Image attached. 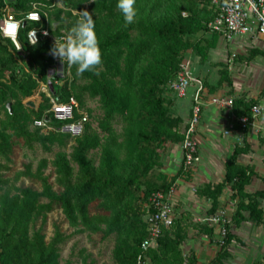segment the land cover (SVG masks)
<instances>
[{"label":"trees","instance_id":"obj_1","mask_svg":"<svg viewBox=\"0 0 264 264\" xmlns=\"http://www.w3.org/2000/svg\"><path fill=\"white\" fill-rule=\"evenodd\" d=\"M33 2L43 3L50 20L57 21L58 29L67 32L79 18L71 10H87L95 19L102 64L98 74L86 71L77 75L76 66H71L69 89L68 82L52 85V91L48 88L41 93L35 109L26 105V100L37 91L34 76L46 78L53 45L47 39L30 45L26 40L30 24L19 30L20 51L13 52L10 42L0 38V185L8 182L2 171L8 169L7 162L19 139L29 149L34 145L44 152L58 149L51 161V173H44L49 164L46 158L39 160L35 171L27 163L19 173L38 180L40 190L20 186L0 194V264H59L60 246L67 237L57 227L49 240L42 232L47 214L55 208L73 226L81 224L101 232L104 238L113 236L112 258L116 264H137L141 242L147 236L144 205L148 196L157 190L167 191L184 175L182 164L170 178L161 171L163 147L168 142H181L185 127L179 116L170 114L165 90H171L167 85L176 79L185 52L193 51L204 63L209 50L217 46L219 34L207 27L216 10L211 0H136L137 16L133 23L125 25L118 0H58L64 8L51 6L52 0H16L10 3L15 17L24 18ZM257 55L264 58V50L249 48L237 57L249 62ZM224 82L232 87L229 72L220 69L218 84ZM47 93L58 101L73 95L79 107L87 111L89 119L79 135L44 132L33 125L49 107ZM95 98L102 111L97 128L104 138L90 123L92 109L86 100ZM10 101L9 110L6 104ZM255 103L256 98L243 95L232 100L234 117L246 116L248 120L245 127L234 125L243 132V145L233 147L222 181L195 189L197 195L210 200L208 213L213 214L228 184L231 197L236 199L232 214L236 223L245 218L255 223L262 220L257 197H264V192L246 191L253 172L248 164L238 162V157L250 149L246 133ZM114 122L121 124L120 141L114 136ZM39 218L40 226L30 231ZM204 231L210 233L212 228ZM185 237L180 220L173 218L156 246L148 249L150 264H183L180 245ZM225 238L227 243L231 235L227 232ZM224 254L221 248L215 258ZM189 260L193 263L192 258ZM81 264L94 262L86 256Z\"/></svg>","mask_w":264,"mask_h":264},{"label":"built area","instance_id":"obj_2","mask_svg":"<svg viewBox=\"0 0 264 264\" xmlns=\"http://www.w3.org/2000/svg\"><path fill=\"white\" fill-rule=\"evenodd\" d=\"M1 3L0 38L10 42L13 52L21 50L19 31L17 37L11 39L5 36L3 29L7 28V25L14 21H29L30 26L26 32V40L30 45L32 44L28 40L32 29H35L37 41L47 39L52 45H54L55 39L62 40L67 34L66 29H58L57 21L50 20L44 4L41 2H33L32 9L22 19L15 17L10 2L1 0ZM55 4L58 7L64 8L58 0H52L51 6ZM211 4L216 10V15L207 23L210 32L219 34L224 41L230 43L241 36H256L264 40V0H211ZM36 12L40 13L38 23H34L32 20V16ZM71 12L79 15V12L76 10H71ZM49 56L52 60L47 67L45 80L34 76L38 88L36 93L26 101L34 100L38 105L41 101V93L48 90L49 83L61 85L68 82L67 89H69L70 81L72 80L71 66L66 62L63 63L58 57L53 56L51 51L49 52ZM235 56L234 52L229 55L228 63L230 65ZM167 86L178 97L186 96L189 87L193 86L190 114L185 122L183 138L180 142L182 150L181 164L183 171L186 172L200 162L196 133L202 113V97L207 94V88L202 78L193 76L188 71L187 62L184 59L180 64V70L176 79L169 82ZM47 96L49 98V107L44 111V115L41 118L33 121V125L40 127L44 132H62L68 133L71 136L79 135L82 132L84 123L89 119L87 111L79 107V103L73 95L62 101H58V99H55L49 93H47ZM209 100V103L212 105L231 110L233 98L212 96L209 97ZM261 110L262 107L258 104L252 106L251 120L256 118L261 113ZM238 122L242 127H245L248 122L247 117L243 116L239 118ZM173 195L174 185L167 191L157 190L148 196L144 205V222L146 224L147 236L141 242L140 253L136 259L137 264H150V257L147 255L148 249L156 246L158 238L163 234V230L171 226L174 218ZM206 221L219 226V243L223 244L227 234V225L231 222V216L226 214L224 210H220L211 214ZM183 264H190L187 258H184Z\"/></svg>","mask_w":264,"mask_h":264},{"label":"crops","instance_id":"obj_3","mask_svg":"<svg viewBox=\"0 0 264 264\" xmlns=\"http://www.w3.org/2000/svg\"><path fill=\"white\" fill-rule=\"evenodd\" d=\"M245 40H248V43H244L247 42ZM221 44L228 43L220 37L214 50L218 49V46ZM229 44L230 51H234L235 49L239 50L238 55L245 54L243 51H248L249 48L254 47L264 50V40L256 36H241ZM191 57L193 59L192 55L189 58ZM261 57L263 58V56ZM184 61L187 62L188 71L193 76H198L203 79L205 74L201 70V67L191 69L189 68L190 63L188 60L184 59ZM251 62L257 64L255 59L251 60ZM203 65H205V63L201 64V66ZM233 83L232 90L234 89L233 92L235 97L243 95L247 99L256 98L240 92V85L243 84V82L241 83V81L235 80ZM189 89H191V96L187 112L182 111L181 108L184 106L180 107L177 103V99L183 97H178L175 93L169 90L170 97L168 98L170 102V111L173 113L176 112L172 116H179L184 123L187 121L190 114L193 86H190ZM208 96L212 97L214 95L208 94ZM255 104L260 105L262 109H264V97L257 100V103ZM218 113L220 115L222 114V116L226 113V115H232L231 117H234L230 109H227L226 111L221 110ZM206 115L204 107H202L197 130L198 132L196 133L198 151L200 158L202 159L192 171H190V169L189 171L184 172V175L178 177L173 184L174 195L172 204L174 218L180 220L186 233V237L180 245L182 255L184 258H188V260L190 258L193 259V263L190 262V264H264V197H257L259 207L263 212L262 220L259 223H255L248 218L236 223L232 219V214L236 207V199L231 197L232 191L230 186L228 184L224 186L222 193L218 198V206L214 213L224 210L226 214L231 216V222L227 225V232L231 235V238L227 243L226 241L223 244L219 243V226L210 224L206 221L211 215L208 213L210 200L204 196L197 195L195 185L198 187L205 183L216 184L222 181L225 174L224 165L228 160L233 147L236 144L240 146L243 145V132L232 128L229 131H224L222 136L212 134L214 137L213 140L215 141L212 139L210 141H213L212 143L220 148H216L214 151L212 150L213 148H208L206 145L207 141L211 138V126L216 124L220 126L221 124L217 121L220 122L222 116L216 115L213 118L212 116L208 118ZM235 120L237 121L235 123L239 124L238 119L235 118ZM205 132H208L209 135ZM246 141L248 142L250 149L247 153L241 154L238 157V162L243 165L248 164L253 172L250 183L245 187L246 191L249 193H254L255 191L264 192V113L250 121L246 133ZM219 150L224 152V154L226 153L222 164L208 161L209 155L207 153L214 155L213 159H215ZM160 154L162 161L161 171L170 178L177 173L182 162L180 142L166 143ZM243 214L247 217V213L243 212ZM209 227L212 228V231L206 233L204 229ZM221 248L225 250V254L221 258L216 259L215 257Z\"/></svg>","mask_w":264,"mask_h":264},{"label":"rangeland","instance_id":"obj_4","mask_svg":"<svg viewBox=\"0 0 264 264\" xmlns=\"http://www.w3.org/2000/svg\"><path fill=\"white\" fill-rule=\"evenodd\" d=\"M245 41L247 42L244 43H248V40ZM226 43L228 44L219 45L218 49L216 50H209L208 58L206 62H204L205 65L203 66H201L202 63L193 51L189 50L185 52V54L183 55V59L188 60V62L190 63L189 68L191 69H197V67H201V70L205 74L203 80L205 86L209 91L208 94L214 96H222L223 98H235L233 92L234 89L232 90V87H228L225 82L222 84H218L220 69H227V71L229 72V77L232 80V84H234L233 82L235 80L241 81V83L243 82V84L240 85V92H243L248 96L256 97L257 100L262 99L264 97L263 58L260 55H257V58H254L257 64L251 61L247 62L243 59L241 60L237 57L239 54V50L235 49L234 51H230V42ZM232 52H234L236 56L234 57L230 65V63H228V57ZM243 52H245L246 54L248 51L245 50ZM191 55L193 56V59L192 57L189 58ZM210 87H213L214 90L210 91ZM165 94L167 95V98L170 97L169 90H165ZM208 94H205L202 97V107H204L205 114H207L206 116L208 118H210L211 116L213 118L216 115L222 116V114L220 115L218 112H220L221 110L226 111L228 108H217V106L211 105L209 103L210 96H208ZM190 96L191 89H188L186 97L177 99L178 105L180 107L184 106L181 108V110L184 112H187L188 110V106L190 104ZM86 105L92 109V116L90 118L91 127L96 129L98 133L104 138V134L101 133L100 130L97 128V118L102 115V111L99 107L98 98L87 99ZM175 113L170 111L171 115ZM263 113L264 109L261 110V113L258 116L263 115ZM229 116L230 115H226V113L225 115L223 114L220 122L217 121L221 125L219 126L216 124L211 126V138L207 141L206 146L208 148H213V151L216 148L220 147L212 143L213 141H215L213 140L214 137L212 136V134L222 136L224 131H229L234 128V125L236 124L235 122H237L234 117H231L232 115L230 117ZM0 117L3 118V113ZM113 128L115 131L114 136L116 137V140L120 141L122 132L121 124L119 122H114ZM205 133L208 134V132ZM211 139L213 140L212 142L210 141ZM57 151L58 149L54 147L51 152H44L38 145H34L32 149H29L25 147L22 144V141L19 139L17 144H15L13 147V151L10 156V161L7 162L8 169L2 171L3 174H5V178L8 180V182L5 185H0V194L7 191H14V188L20 186H30L35 190H40L41 186L38 180L25 177L21 174L19 175V173L24 170V165L27 163H31L32 171H35L39 160L42 158H46L49 162L48 167L45 169L44 173H51L53 170L51 161L54 158V153ZM67 152H69L68 147ZM207 154L210 156L209 157L207 155L208 161L222 164L226 153L224 154V152L219 150V153H217V157L215 159H213L214 155L210 153ZM201 159L202 158H200V160ZM197 165H195L194 167H196ZM192 169L190 171H192ZM50 180L53 182L54 176H52ZM195 187L197 188L196 185ZM54 189H57V186L54 185ZM40 223L41 219L39 218L33 223L32 227L30 228V231H32L33 227L34 229H37L40 226ZM55 227H57L67 237L66 240L60 246V253L58 258L59 264H65L67 261H70L71 264H81L82 258L86 256L89 258V260H92L94 264H116L112 258V249L115 244V238L113 236L104 238L101 232H93L89 229H86L81 224L73 226L72 224H70V222L67 220V218L59 208H55L47 214L46 223L43 225L42 228V232L45 234L46 240H49L53 236Z\"/></svg>","mask_w":264,"mask_h":264},{"label":"clouds","instance_id":"obj_5","mask_svg":"<svg viewBox=\"0 0 264 264\" xmlns=\"http://www.w3.org/2000/svg\"><path fill=\"white\" fill-rule=\"evenodd\" d=\"M135 4L136 0H118L117 8L122 13L125 25L133 23L137 16ZM39 14H33L34 23L39 22ZM21 26L22 22L19 21L9 23L7 28L3 29L5 36L15 39ZM28 41L32 45L38 42L35 29L31 30ZM51 54L69 66H76L77 75L86 71L98 74L97 69L102 64V51L95 31V19L87 10L79 12V18L62 40L55 39Z\"/></svg>","mask_w":264,"mask_h":264},{"label":"water","instance_id":"obj_6","mask_svg":"<svg viewBox=\"0 0 264 264\" xmlns=\"http://www.w3.org/2000/svg\"><path fill=\"white\" fill-rule=\"evenodd\" d=\"M8 2H10V3H15L16 2V0H7ZM30 23H29V21H27V20H25V21H23L22 22V27H26V26H28ZM49 89L52 91L53 90V86H52V84L51 83H49ZM11 101L10 102H8L7 104H6V106L9 108V110H10V105H11ZM26 105H28V106H30V107H32V108H37V102L36 101H34V100H28V101H26Z\"/></svg>","mask_w":264,"mask_h":264}]
</instances>
